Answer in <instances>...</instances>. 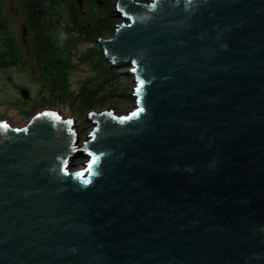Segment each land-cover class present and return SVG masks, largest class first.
Listing matches in <instances>:
<instances>
[{
  "label": "water",
  "instance_id": "95a60500",
  "mask_svg": "<svg viewBox=\"0 0 264 264\" xmlns=\"http://www.w3.org/2000/svg\"><path fill=\"white\" fill-rule=\"evenodd\" d=\"M115 4L137 109L0 121V264H264V0Z\"/></svg>",
  "mask_w": 264,
  "mask_h": 264
},
{
  "label": "rangeland",
  "instance_id": "374dc122",
  "mask_svg": "<svg viewBox=\"0 0 264 264\" xmlns=\"http://www.w3.org/2000/svg\"><path fill=\"white\" fill-rule=\"evenodd\" d=\"M97 1L83 0L82 7L76 0L47 2L43 19L31 28L27 0H0V121L19 128L50 110L74 122L81 146L95 127L87 118L90 111L125 116L137 109L133 65L112 66L98 43L100 37H114L122 11L116 0L102 5ZM75 14L78 26L72 22ZM10 48L15 63L9 62ZM22 88L28 89V97ZM87 161L88 157L78 155L69 170L78 171Z\"/></svg>",
  "mask_w": 264,
  "mask_h": 264
},
{
  "label": "trees",
  "instance_id": "16d2710c",
  "mask_svg": "<svg viewBox=\"0 0 264 264\" xmlns=\"http://www.w3.org/2000/svg\"><path fill=\"white\" fill-rule=\"evenodd\" d=\"M50 1H54V0H27L26 8L28 11V21H29V25L31 26V28L36 27L37 22L43 19L44 5ZM103 2H105V4H108L110 0H104ZM75 11L77 12L76 9ZM73 16L76 18V20L72 22L78 26L79 23H78L76 14ZM108 16H109V13L106 18H108ZM106 18H103L102 20L104 21ZM50 45L51 44L49 42L47 44V47ZM8 56H9L10 63L16 62L15 53L12 48L9 49ZM2 62H3L2 64H4L5 61H2ZM63 73L66 75V73L62 71V74ZM63 80L66 81V78L64 77Z\"/></svg>",
  "mask_w": 264,
  "mask_h": 264
},
{
  "label": "snow or ice",
  "instance_id": "6c2138e0",
  "mask_svg": "<svg viewBox=\"0 0 264 264\" xmlns=\"http://www.w3.org/2000/svg\"><path fill=\"white\" fill-rule=\"evenodd\" d=\"M134 115H135V113H134Z\"/></svg>",
  "mask_w": 264,
  "mask_h": 264
}]
</instances>
